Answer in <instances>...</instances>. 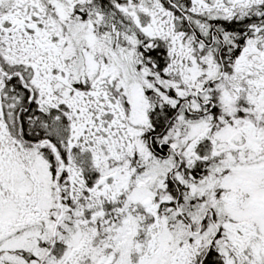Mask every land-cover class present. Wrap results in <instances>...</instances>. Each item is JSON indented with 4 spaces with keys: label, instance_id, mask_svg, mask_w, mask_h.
<instances>
[{
    "label": "snow or ice",
    "instance_id": "obj_1",
    "mask_svg": "<svg viewBox=\"0 0 264 264\" xmlns=\"http://www.w3.org/2000/svg\"><path fill=\"white\" fill-rule=\"evenodd\" d=\"M0 264H264V0H0Z\"/></svg>",
    "mask_w": 264,
    "mask_h": 264
}]
</instances>
